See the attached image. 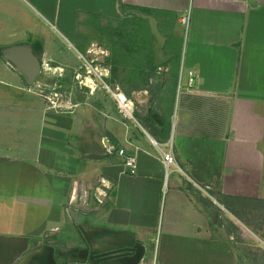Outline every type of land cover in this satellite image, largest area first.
Masks as SVG:
<instances>
[{
  "label": "crops",
  "instance_id": "0c3cea01",
  "mask_svg": "<svg viewBox=\"0 0 264 264\" xmlns=\"http://www.w3.org/2000/svg\"><path fill=\"white\" fill-rule=\"evenodd\" d=\"M37 8L79 62L100 58L103 82L80 72L87 86L117 87L135 113L122 117L106 89L104 97L79 92L70 116L19 91L2 99L1 86L11 84L0 75V264H47L44 249L60 264L49 242L68 235L72 218L74 233L134 237L146 248L142 264H264L256 234L264 208V0H0V73L19 75L5 48L36 45L51 55L48 37L32 33L35 19L46 20ZM140 14L155 17L167 39L165 68L156 66L155 38ZM118 36L124 41L114 49ZM92 96L102 105L84 108L80 100ZM5 108L27 118L2 115ZM110 148L135 157L133 173ZM170 151L177 165L167 171ZM78 233L70 234L75 246Z\"/></svg>",
  "mask_w": 264,
  "mask_h": 264
},
{
  "label": "rangeland",
  "instance_id": "374dc122",
  "mask_svg": "<svg viewBox=\"0 0 264 264\" xmlns=\"http://www.w3.org/2000/svg\"><path fill=\"white\" fill-rule=\"evenodd\" d=\"M34 11H37L38 13H40V15H43L46 18V20L40 18L42 20V22L35 19V28H33L34 31H32V33H33V36L42 35V36H44V38L48 37L49 45L53 46V48L50 49L51 55L49 57H46V59L44 57V63L45 64L48 63L49 65L43 68L36 84H34L33 86H28L26 84L25 79L22 78L20 75L16 76L15 72H13L11 70H10V72H9V70L6 72L4 69L1 70L2 74L0 73V75L2 77V80L9 81L11 84V85L8 84L7 86H4V85L1 86L2 99H4V97H7V95H9L8 93H13V92L16 93L17 91H19V93H23L24 96L30 95V97L32 99H34V100L37 99L38 102H41L43 104L45 110H47V111H53V112L59 111L60 113L63 112L62 114H64V115L70 116L76 110L74 108V105L77 103L74 101L79 96L78 95L79 92H83L84 95L87 94V96L90 97L91 92L92 91L94 92L97 90V91H99V97L102 95L104 97V94H105L104 92H105L106 87L104 89H101V87L98 84L93 85L92 83H89V86H87L86 80H85V83L83 82V84H81V82L79 80H76V77H77L76 72H78V71H76V68L78 67L80 62H78V60H77V56H76L77 54H76L75 50L72 48H70L69 50L63 49V47L65 45L67 47H69V43L67 41H63V39L61 38V35L59 33H57L52 28L53 23L55 24V22L53 20L49 19L48 16L42 11V9L37 8V9H34ZM133 34L134 33L131 31L130 36ZM134 35L137 38H142L141 31H140L139 35H136V34H134ZM85 38H87V41L89 40L88 36ZM84 41L86 42V39H84ZM123 41H124V39L122 40V39H120V37L117 39V41H114L112 39V42L113 43L115 42L113 48L115 49L116 44L119 47H121L122 46L121 43H123ZM182 45H183V41H179V43H178V47H180L179 52H181V50H182ZM107 46H108V44H107ZM59 48L61 49L60 51L66 50V54L63 55L62 53H59L60 52ZM82 53H84V52H82ZM181 54H182V52L175 56V60H177V63L180 62ZM73 55H75V56H73ZM136 57H135V59H136ZM49 59H51L52 61H50ZM98 60L97 61L96 60H94V61L90 60V61L95 62L94 66L96 65L95 67H97L100 64V58ZM64 62H66V64H68L70 66V69L65 74L66 76H61L63 72L60 71L58 68H62L63 67L62 64ZM76 63H78V65ZM80 64L83 67L85 66L84 65L85 63H83V62H81ZM72 67H74V69ZM17 86H18V88H16ZM99 89L101 90V92ZM19 100H20V98H19ZM80 101L88 103V105L87 106L85 105L84 108H92L93 106H97V105L99 107L102 105V104H100L102 100H100V99L97 100L96 96H94V97L92 96V98H89L85 101L83 99H81ZM6 103L7 102L2 103V108H3V105H5ZM84 104H82V105H84ZM91 105H92V107H90ZM24 112L25 113L23 116L22 112L19 110V108H17L16 111L13 109L9 110V108L2 109V115L3 114L14 115L15 113H17L19 116L22 115L21 118L25 117V119H26L27 118V111H24ZM33 125L35 126V129L37 128L36 133H38L40 130V124L35 125V123H33L31 120H29V123L26 126L32 128ZM83 144H85V142ZM87 188H89V187H87ZM90 188H91V186H90ZM88 192H90L89 194H90V199H91L90 203L92 204L91 206L95 207L96 200L94 198V190H90ZM82 197H83V194H82L81 189H80L78 205L81 207V209L83 207L82 206L83 203L81 201ZM75 209L76 208H74L72 210H75ZM79 211L83 212L82 210H79ZM258 216H260V218H258L256 220V223H258V228H257L258 231L256 232V234L258 235L259 239H261V238H264V208H262V211L259 212ZM72 219H71L70 224H68L65 228L68 235L66 236L64 234H60L58 236V239L60 241L55 240V242H53V243L49 242V245H51V246L55 245V248H56L55 250L64 251V252L68 253L70 251H74L75 248L80 247L79 244L75 246L74 244L71 243L72 241H69L70 240V234H71V236L74 237V235H77V233H78V231H75V233L73 231V228H72V226H73L72 221L73 220ZM78 235H79V233H78ZM77 238H79V237L77 236L76 239ZM261 244L262 243L259 240V245H261ZM154 245L157 247L158 242L155 243V241H154ZM154 245H152V246H154ZM149 251H150L149 256L153 260L154 259L153 247L150 246ZM261 252H262V250H261Z\"/></svg>",
  "mask_w": 264,
  "mask_h": 264
},
{
  "label": "water",
  "instance_id": "95a60500",
  "mask_svg": "<svg viewBox=\"0 0 264 264\" xmlns=\"http://www.w3.org/2000/svg\"><path fill=\"white\" fill-rule=\"evenodd\" d=\"M140 16L149 22L152 35L155 38L153 53L156 66L160 69L165 68L171 60V57L165 56L163 52L167 39L161 34L155 17L143 14H140ZM2 56L25 79L27 85L32 86L37 82L42 72V59L35 54L30 45H16L5 48L2 50ZM102 243L104 247L100 251L91 253V259L98 258L100 264H142L144 261L146 248L134 237L127 235L108 236L102 240ZM46 250L44 249L42 252L47 253V264H50L53 260L52 249Z\"/></svg>",
  "mask_w": 264,
  "mask_h": 264
},
{
  "label": "flooded vegetation",
  "instance_id": "af4514ba",
  "mask_svg": "<svg viewBox=\"0 0 264 264\" xmlns=\"http://www.w3.org/2000/svg\"><path fill=\"white\" fill-rule=\"evenodd\" d=\"M33 48H34L35 54L40 56L42 59L41 62H42V70H43V68L48 65V64L44 63V53H42V50L38 49V47L36 45ZM91 58L92 57H90V55L87 56L86 61L88 62V64L90 62H92L94 65V63H95V62H93L94 59L93 58L91 59ZM77 59L79 61L81 60V58H77ZM90 60H93V61H90ZM80 63H79V65H78V63H76L78 65V67L76 68V71L79 72V73L76 72L77 73L76 76H81V79L83 80V76H82V74H80V72L87 74V70H86V67L84 66L85 67L84 68ZM63 67H64V69L62 70L63 73L61 76H66L65 75L66 71H68V69H70V66L67 64V65H64ZM91 235H93V233L87 232L83 228L82 231H80L79 238H78V244L80 245V247L75 248L74 251H70L68 253L57 250L56 256L59 258L58 261L60 262V264H64L67 261H69L70 259H75L77 261H83V262L86 261L88 264H100L98 258L91 259V253L93 251H100L104 247L102 240L105 239L106 237H108V235L102 234V233H100V234L96 233L94 235V237H90ZM95 257H97V256H95Z\"/></svg>",
  "mask_w": 264,
  "mask_h": 264
},
{
  "label": "built area",
  "instance_id": "2783aa9c",
  "mask_svg": "<svg viewBox=\"0 0 264 264\" xmlns=\"http://www.w3.org/2000/svg\"><path fill=\"white\" fill-rule=\"evenodd\" d=\"M95 66L93 65L92 62H90L89 64L87 61L85 62V67H86L88 76H93L94 80L97 78L99 81L103 82L102 78H103V76L106 75V70L101 69L98 66L97 67H95ZM76 79L79 80L81 82V84H83V82L85 83L84 79L81 80V76H77ZM192 83H193V78L190 80V84H192ZM104 87H106L107 91H109V93L111 94V97L116 102L118 111L122 115V117H124L127 120H133V118H134L133 116L135 113L134 102L132 100L128 99V97H126L124 95V93H122L119 89L112 90L109 87H107L106 85ZM114 152H117L120 157L125 159V166L127 168L131 169L132 173H133L134 170L136 169L135 157L127 155V153L124 149L116 150L114 148H110L107 151V154H113ZM163 163H164L167 171H168L170 166H176L177 165V161L175 159V156L173 155V153L171 151L168 153H165L163 155Z\"/></svg>",
  "mask_w": 264,
  "mask_h": 264
},
{
  "label": "trees",
  "instance_id": "16d2710c",
  "mask_svg": "<svg viewBox=\"0 0 264 264\" xmlns=\"http://www.w3.org/2000/svg\"><path fill=\"white\" fill-rule=\"evenodd\" d=\"M121 8H122V6H121ZM39 47H41V45H39ZM152 68H153V69H157V68L155 67V65H154V64H153V67H152ZM115 71H116V70H114V69H113V72H112V74H114V75H115ZM156 116H157V115H156ZM157 117H158V116H157ZM161 123H162L161 125H163L162 127H165V130H166V129H167V127H166L167 125L165 124V122H164V121H162Z\"/></svg>",
  "mask_w": 264,
  "mask_h": 264
}]
</instances>
